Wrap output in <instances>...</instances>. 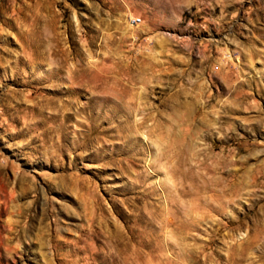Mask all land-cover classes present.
<instances>
[{
  "label": "rangeland",
  "instance_id": "obj_1",
  "mask_svg": "<svg viewBox=\"0 0 264 264\" xmlns=\"http://www.w3.org/2000/svg\"><path fill=\"white\" fill-rule=\"evenodd\" d=\"M0 264H264V0H0Z\"/></svg>",
  "mask_w": 264,
  "mask_h": 264
},
{
  "label": "built area",
  "instance_id": "obj_2",
  "mask_svg": "<svg viewBox=\"0 0 264 264\" xmlns=\"http://www.w3.org/2000/svg\"><path fill=\"white\" fill-rule=\"evenodd\" d=\"M135 21H136V19H135Z\"/></svg>",
  "mask_w": 264,
  "mask_h": 264
},
{
  "label": "bare ground",
  "instance_id": "obj_3",
  "mask_svg": "<svg viewBox=\"0 0 264 264\" xmlns=\"http://www.w3.org/2000/svg\"><path fill=\"white\" fill-rule=\"evenodd\" d=\"M58 89V88H57Z\"/></svg>",
  "mask_w": 264,
  "mask_h": 264
}]
</instances>
